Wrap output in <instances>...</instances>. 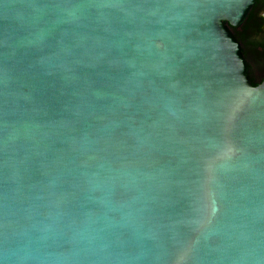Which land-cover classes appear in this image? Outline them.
I'll use <instances>...</instances> for the list:
<instances>
[{"label": "water", "instance_id": "water-1", "mask_svg": "<svg viewBox=\"0 0 264 264\" xmlns=\"http://www.w3.org/2000/svg\"><path fill=\"white\" fill-rule=\"evenodd\" d=\"M256 0H0V264H264Z\"/></svg>", "mask_w": 264, "mask_h": 264}, {"label": "flooded vegetation", "instance_id": "flooded-vegetation-1", "mask_svg": "<svg viewBox=\"0 0 264 264\" xmlns=\"http://www.w3.org/2000/svg\"><path fill=\"white\" fill-rule=\"evenodd\" d=\"M232 32L241 46L254 84L264 80V0H256L240 27Z\"/></svg>", "mask_w": 264, "mask_h": 264}, {"label": "trees", "instance_id": "trees-1", "mask_svg": "<svg viewBox=\"0 0 264 264\" xmlns=\"http://www.w3.org/2000/svg\"><path fill=\"white\" fill-rule=\"evenodd\" d=\"M252 84L255 86V85L259 84V83H257V84H254V83L252 82Z\"/></svg>", "mask_w": 264, "mask_h": 264}, {"label": "rangeland", "instance_id": "rangeland-1", "mask_svg": "<svg viewBox=\"0 0 264 264\" xmlns=\"http://www.w3.org/2000/svg\"><path fill=\"white\" fill-rule=\"evenodd\" d=\"M264 37V36H263Z\"/></svg>", "mask_w": 264, "mask_h": 264}]
</instances>
